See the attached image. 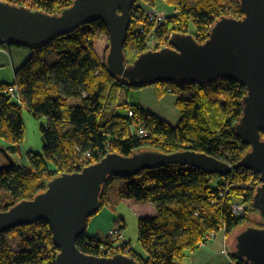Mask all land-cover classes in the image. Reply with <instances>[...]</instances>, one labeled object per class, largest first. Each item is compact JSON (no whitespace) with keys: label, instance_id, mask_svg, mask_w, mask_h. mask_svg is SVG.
Here are the masks:
<instances>
[{"label":"trees","instance_id":"obj_1","mask_svg":"<svg viewBox=\"0 0 264 264\" xmlns=\"http://www.w3.org/2000/svg\"><path fill=\"white\" fill-rule=\"evenodd\" d=\"M1 1L61 14L74 0ZM163 1L175 13L159 26L148 20V10L140 4L153 0L137 2L138 17L132 15L124 48L127 65L147 51L168 46L169 39L165 38L173 33L189 34L190 24L196 27L192 36L203 43L218 19L243 17L239 0ZM97 33L108 35L100 21L47 45L23 47L31 51V57L15 71V82L0 81V139L7 143L0 152L4 149L5 156L13 160L0 169V189L7 192L0 200V212L45 191L47 183L58 175L79 172L111 153L133 156L144 150L164 154L192 150L233 165L250 148L234 132L242 117V99L247 90L232 80H218L203 87L178 82L155 85L160 97L170 91L192 95L190 99L176 100L182 116L175 126L135 103V116L129 117L130 107L120 104L121 94L139 88L112 74L105 59L100 60L94 51ZM151 38L161 45L150 49ZM52 54L58 55V62L50 65L46 57ZM14 84L23 89L21 104L8 93ZM76 100L79 103L74 104ZM120 107L125 114L119 113ZM24 110L36 119L46 118L49 124L41 127L42 152L29 151L27 161L19 163L14 157L25 137ZM141 128L147 135H139ZM118 179L112 175L104 184L102 207L109 201L112 182ZM123 179L128 183L119 192L120 200L150 202L157 209L155 217L138 221V241L147 257L137 253L128 241L120 244L117 239L91 237L88 232L77 240L81 252L101 257L122 253L138 264H180L187 251L193 253L201 248L200 244L208 243L211 233L223 232L229 238L247 223L264 228V221L253 222L250 218L256 188L261 183L259 174L248 169H236L220 177L191 166L167 165ZM229 183L233 185L230 194L220 198ZM235 202L245 205V215L233 214L231 206ZM58 251L53 231L45 221L15 227L0 235V264H57ZM230 256L236 264H246Z\"/></svg>","mask_w":264,"mask_h":264},{"label":"water","instance_id":"obj_2","mask_svg":"<svg viewBox=\"0 0 264 264\" xmlns=\"http://www.w3.org/2000/svg\"><path fill=\"white\" fill-rule=\"evenodd\" d=\"M138 1L74 0L61 14L1 1L0 47L47 45L100 21L110 41L105 63L127 84L139 89L164 82L203 87L218 80H232L244 87L247 93L242 99L243 113L234 132L250 148L233 165L192 150L172 154L144 150L133 156L111 153L79 172L58 175L47 183L45 191L0 212V235L39 221L49 223L59 250L57 264H138L122 253L93 256L77 247V240L88 232L90 220L103 208L104 184L112 175L123 179L157 166L182 165L225 177L245 168L259 174L261 184L256 188L251 210H261L264 217V0H239L243 17L218 19L203 43L191 34L173 33L168 46L147 51L127 65L124 48ZM232 255L246 264H264V228L244 230L237 237Z\"/></svg>","mask_w":264,"mask_h":264},{"label":"rangeland","instance_id":"obj_3","mask_svg":"<svg viewBox=\"0 0 264 264\" xmlns=\"http://www.w3.org/2000/svg\"><path fill=\"white\" fill-rule=\"evenodd\" d=\"M142 6H144L147 10L153 11L154 9H157L158 11H162L166 17H170L171 14L173 15L175 13V9L172 6H169L165 4L163 0H153V2H149L148 4H144L143 2H140ZM196 33V27L194 24H190L189 28V34L194 35ZM170 37V36H169ZM167 37L166 39H170ZM95 45H94V51L98 54L100 60H104L107 55V50L110 45L109 37L108 35L97 33L95 36ZM162 43V42H161ZM160 42L157 41V39L151 38L149 47L150 49L157 48L161 45ZM163 46V45H162ZM162 49V47H161ZM2 52V53H1ZM31 51L20 47V46H10L8 45L7 48H0V81L3 83H13L15 82L14 74L17 69L20 68L25 62H27L30 59ZM47 61L50 65L55 64L58 62V55L52 54L46 57ZM130 93L131 97L127 95ZM192 97L189 93H183V94H172L171 91L167 93L164 97H160L157 92V87L155 85H152L150 87H144L141 89H131L130 92L123 91L120 98V104H131V103H139L146 107L147 112H151L152 114L155 113L158 116H161L164 119H167L169 123H171L173 126H175L180 118V110L176 104V100L178 98H184V99H190ZM74 104L79 103L78 100L73 101ZM119 113L125 114V110H123L120 107ZM23 122L25 124V137L23 144L19 148V153L14 157L17 162L23 163L27 161L26 153L29 151L32 152H42L43 143H42V132L41 127L48 126L49 121H47L46 118L36 119L33 115L30 114L29 111L24 110L23 114ZM4 146H7V143L3 139H0V149ZM9 162V159L7 156L4 155V153L0 152V165L6 164ZM128 181L123 180H115L112 182V185L110 186V189L108 191L107 196L109 197L111 203H113L116 200H119V192L124 189V187L127 185ZM7 192L2 191L0 189V200L5 199V195ZM116 206L117 212H119L122 217L126 220V230L121 231L124 240H121L118 242L121 244L122 242L126 241V239L132 241V246L134 249H136V252L141 254L143 257H147L144 249H142L139 241H138V221L140 216L138 215V209L134 207V205H131L129 202H119ZM104 209V208H103ZM103 211V210H102ZM251 221L257 222L259 220H264V217L262 215L261 210H252L250 213ZM93 219V217H92ZM92 220H90L88 224L91 223ZM117 223L112 221L110 231L103 232L105 235H109L111 231H114L117 228ZM254 227L256 228L255 224L247 223L239 228L236 229L230 236L228 240V253L229 255L232 254L236 247V240L237 237L247 228ZM87 228V229H88ZM89 230V229H88ZM223 232H218L216 235L217 237L213 240H210L209 242L218 239L220 236H223ZM126 235V236H125ZM105 237V236H104ZM208 242V243H209ZM204 250L209 249L206 244L203 245ZM207 248H206V247ZM203 250V249H199ZM192 254V252H186L183 264H190L188 261L189 259L187 256ZM181 262V263H182ZM180 263V264H181Z\"/></svg>","mask_w":264,"mask_h":264},{"label":"crops","instance_id":"obj_4","mask_svg":"<svg viewBox=\"0 0 264 264\" xmlns=\"http://www.w3.org/2000/svg\"><path fill=\"white\" fill-rule=\"evenodd\" d=\"M127 95H129V97H131L130 93H128ZM135 104L141 106V108H143L144 110L147 111L145 106H143L139 103H135ZM153 114H155V113H153ZM155 115L158 116L157 114H155ZM158 117H160L162 120H164V121L166 120L168 122L167 119H164L161 116H158ZM124 201L129 202L131 205H134V207L138 209L137 212H138V215L140 216V218L147 217V216H150V217L156 216V213H157L156 206L150 202L140 203V202H136V201L133 202L130 200H124ZM124 201L120 200V197H119V200H116L113 203H111V201L109 199V201L103 206L104 209H101V211L98 214L93 216V219H92V221L89 225V228H88L89 229L88 235L91 237L99 236L100 238H104V236L108 237L109 235H105V233L103 234V232L110 231L112 221H114V220L117 223L116 224L117 228L121 229L122 231H125L126 230V220L124 219V217H122V215L119 212H117V208H116V207H118L116 205L119 202H124ZM225 240H226V245H227V249H228V240L229 239L226 236V234H223V236H220L218 239L214 240V242L211 241L209 243H206V246L209 247L208 251L204 250V248H200L203 250L198 249L197 251H193L192 254L187 256V258L189 259L188 262L190 264H229L231 256L229 255V253L228 254L224 253V245L223 244H224ZM126 241H128L131 244V247L133 248L132 241L129 239L128 240L126 239ZM126 241H124V242H126ZM183 263L184 262H182L181 264H183Z\"/></svg>","mask_w":264,"mask_h":264},{"label":"built area","instance_id":"obj_5","mask_svg":"<svg viewBox=\"0 0 264 264\" xmlns=\"http://www.w3.org/2000/svg\"><path fill=\"white\" fill-rule=\"evenodd\" d=\"M138 6L139 4L135 5L134 6V9L132 11V15L134 16H137V10H138ZM146 17L148 18V20L153 23L155 26H159L160 24H162L166 19L167 17L164 15V13L162 11H158L157 9H154L153 11H147V15ZM166 39V38H165ZM8 93H10V95L12 96L13 99H15L16 101H18L20 104L22 102V97H23V89H21L18 85L14 84V85H11L9 88H8ZM127 106L130 107V111H129V117H133L135 116V111L133 109V107H136L134 105V103H129V104H126ZM139 135L141 137L147 135V132L144 128H141L139 131H138ZM233 185L231 183H229L225 188H224V191L221 193V196L220 198H225L227 197L229 194H230V188L232 187ZM231 211L233 212L234 215H237V216H243L245 215L246 213V207L244 204H242L241 202H235V204H233L231 206ZM109 237H111L112 239H117V240H124V236L121 232L120 229H115L114 231H111L109 233ZM208 240H213L214 238H216V235L215 233H211L208 237ZM204 243L200 244L201 247H204L203 246ZM224 253L228 254V249H227V245H226V240L224 241ZM104 246H101L100 249L101 250H104ZM229 264H236L234 261H232V259H230V262Z\"/></svg>","mask_w":264,"mask_h":264},{"label":"flooded vegetation","instance_id":"obj_6","mask_svg":"<svg viewBox=\"0 0 264 264\" xmlns=\"http://www.w3.org/2000/svg\"><path fill=\"white\" fill-rule=\"evenodd\" d=\"M1 166H2V164L0 165V169L2 168Z\"/></svg>","mask_w":264,"mask_h":264}]
</instances>
